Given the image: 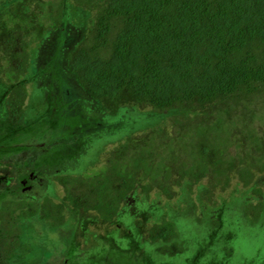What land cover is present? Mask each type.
<instances>
[{
  "label": "trees",
  "instance_id": "trees-1",
  "mask_svg": "<svg viewBox=\"0 0 264 264\" xmlns=\"http://www.w3.org/2000/svg\"><path fill=\"white\" fill-rule=\"evenodd\" d=\"M36 1L42 2L45 9H41L35 27L27 35H37V29L43 38L41 49L33 56L36 61L40 57L39 75L30 69L33 53L29 52V44L16 37L27 31L15 27L0 37L5 43L14 40L11 48L21 58L15 70L5 74L15 77L18 83L0 103L1 121L10 127L28 126L24 103L33 94L46 102V111L39 120L48 123L41 125L49 131L69 127L64 122V109L57 102L67 91L63 88L71 87L77 93V103L69 116L75 115L76 123L90 120L95 126H87L82 136L73 128V145L81 141L85 144L82 148L78 145L72 158L48 166L42 159L46 143L16 149L15 143H5L8 133L0 125V147L4 148L0 156L11 159L16 177L14 191L0 190V234L10 236V242L0 238V264H28L12 259L19 238L32 236L28 230H19L15 216L32 225L49 220L62 232L66 206L57 202L58 187L72 210L92 211L106 222L116 220L120 226H127L128 234L120 243L127 249L131 242L128 238L136 237V227L131 225L135 216L155 211L154 203L148 201L149 189L170 196L176 186L178 199L185 197L182 201L186 207L167 209L169 217L162 209L154 212L167 221L152 227L147 249L161 244L166 250V242L172 237L184 242L185 235L196 245L211 235L215 238L209 245L214 249L207 264H264V177L255 176L248 164L254 154H258V160L264 158L260 156L264 141L260 128L243 129L247 137L242 140L236 129L242 120L221 115L215 121L192 126L187 132L197 137L192 144L168 142V147L176 151L169 157L171 162L166 151L154 146V138L134 146L129 142L133 132L145 124L173 117L195 103L209 106L242 95L264 96V0ZM72 10L79 16L85 11L86 34L76 25L78 18L71 19ZM69 33L78 36V41L65 47L62 43ZM57 56L59 65L50 68L47 61ZM25 70L28 77L37 80L19 83L20 72ZM247 140L253 146L244 151ZM102 141L120 145L107 164L86 173L85 166L94 160L95 149ZM9 146L14 151L8 154L5 149ZM230 174L239 175L247 186L258 180L232 203L205 210L203 202L213 200L216 189L228 188ZM53 178L55 186L50 181ZM203 179H208V185L200 183ZM35 187L41 189L37 194ZM128 195L135 197L133 203L126 201ZM194 200L200 202V215ZM219 218L223 226L230 228L228 236L211 234ZM55 234L52 241L65 235ZM103 241L90 248L68 242L67 251L52 264H107L111 254H116L103 248ZM176 244L177 240L172 241L171 248ZM178 252L169 254L175 256Z\"/></svg>",
  "mask_w": 264,
  "mask_h": 264
},
{
  "label": "rangeland",
  "instance_id": "rangeland-1",
  "mask_svg": "<svg viewBox=\"0 0 264 264\" xmlns=\"http://www.w3.org/2000/svg\"><path fill=\"white\" fill-rule=\"evenodd\" d=\"M41 9H45V7H43V3L36 0H0V37H5L7 35V30L14 29L15 27H21L19 29L22 32L27 31L25 34L16 37H20L23 42L29 44V52L33 53V55L31 60L28 61L32 66H30V69L33 72L32 74L35 75L36 72L37 74L39 73L37 68H39L41 65L38 63L40 61V57L36 58L38 60L36 61L33 60V56L35 55V52L41 49L43 38L40 35L41 33H39L40 31L37 29V35L29 36L27 34L35 27V18L37 19L38 16L41 15ZM82 14L83 15L79 16L72 10L70 17H72L71 19L75 21H77L76 18H78L76 25H78L79 28H84L82 34H86L87 32L85 31V27H87V22L84 15V10H82ZM70 34L72 33L66 35L64 43H62V45L65 47L78 41V36L74 37L72 36L73 34ZM13 35L15 36V32ZM13 41L5 43L3 42V39L0 38V103L6 96L8 90H11V88L14 86L15 82L18 83L17 79H14L15 77L10 78L5 75L6 72L11 71L12 69L15 70L18 62L21 59L20 56H18L19 53H17L14 48H11L14 46ZM19 44L20 42L18 45ZM59 50V56L61 57L63 52L61 48L58 49V51ZM59 56H57V58L53 57L52 60L50 59L47 61V64L51 65L50 68L54 69L55 65H59ZM45 66L46 64L44 67ZM20 73L22 76L19 78V83L23 81L29 83V80H37V77H28L29 75L26 73V70ZM27 78L29 79L27 80ZM70 88L63 89L70 92ZM67 91H65L64 95L58 99L57 104L62 109H64V113L62 112L63 116H65L64 122L69 123V127L64 126L49 131L47 126L41 125L48 123L47 120H39V117L43 116L44 111H46L43 108L46 102L44 103L39 95L33 96V94H31L30 98H28L24 103V116L26 117L25 120L29 123L28 126H22L21 128L7 126V122L1 121L2 112L0 111V125L3 127V130H6L8 133L6 134L5 143L7 145L12 143V146L15 143L17 146L16 149L22 145L36 147L37 145L39 146L42 143H46V147H42V150L44 151L42 153V159L44 162L47 161L46 163L48 166L54 165L60 160L72 158L74 156V151L78 149V145L81 147L83 144H85V141H81L80 143L76 142L73 145V128H76L75 131L79 133V136H82L85 134L86 129L88 128L87 126L94 125V123L90 122V120L86 121L85 119V121L80 120L76 123L75 120L77 117L75 115L69 116L70 109L73 106H76L77 93L75 89L73 90V88L70 94H66ZM52 97L53 96L50 95V98ZM48 109H50L49 105ZM4 114H6V112H4ZM79 115H81V113ZM84 115L82 116L83 118L85 117ZM221 115H223V117L227 116V118L234 121L242 120L241 124L238 123L236 125V129L242 136V140L247 137L246 133H243V129L248 127L260 128L262 131L261 137L264 138V126L261 125L264 123V96L256 95L254 98H248L242 95L240 97L233 98L229 102L211 104L209 106H201L195 103L173 117H168L165 120H159L155 123L145 124L140 129H137L133 132L132 136L129 138V142L132 146H134L141 143H146L148 140L150 141V138H154V146H157L162 152L163 150L166 151L167 155L165 156H167L168 162H171L169 157L174 155L176 151L175 149L168 147V142L173 141V143L176 142L182 146L192 144L191 142L194 140L196 141L197 137H193V133L187 134L188 130L192 126L215 121ZM121 143H123V141ZM99 144L100 146L95 149V158L91 162L92 164L90 163V165L85 166L84 171L86 173L93 171L92 169H94V167L96 168L98 165L107 164L109 158L113 156L116 148L120 145L116 144V141H102ZM245 146L246 147H244V151H247L248 147L253 145L250 143L248 144L247 140L245 141ZM11 151H14V148H11L10 146L5 149V152L8 154ZM261 151L262 155L260 156L264 157V141ZM3 152L4 148L0 147V155ZM256 157H258V154L252 155L253 159H251L248 164L251 165V170L254 171L255 176L260 175L259 177L263 178L264 169H262L263 172L260 171L261 166L264 168V158L262 160H258ZM10 160L11 159H6L5 155H3L2 158L0 156V175L3 174L5 176L4 173L7 172L8 175L11 176L13 166H11ZM175 178L178 179L177 177ZM2 179L3 177L0 176V189L3 188L6 190V183H4ZM229 179L228 188L226 190H221V188L216 190L214 189L215 193L212 198L213 200H208L207 203L206 201L205 203L203 202L205 210L212 211L214 207L224 206L227 203H232L238 196H240L243 191L249 190V185L258 180L255 178L252 183H249L247 186V184H245L237 174H230ZM50 181L55 186L54 178ZM200 183L206 186L208 185V179H203ZM53 185L52 188L54 187ZM52 188L50 190H52ZM178 188V186L172 188V191H170V196L168 194L162 195L158 193L155 188L149 189L150 198L148 201L154 203L155 211H145L137 215V217L135 216L131 225L136 227L134 231L136 232V237L134 239L128 238V240L131 242L128 244L127 249H125L123 245H120V243L128 234L127 226H120L116 220L106 222L92 211H85L83 209H77L76 211L72 210L70 205H67V202L64 201L65 197L61 194V189L58 187L56 189V193L58 194L57 202H63L66 206L65 209H63L65 228H63L64 231L62 229V232H60L64 233L65 235L55 239V241H52L51 237H55V233L60 234L57 230L59 225L55 226L51 221L43 219L41 222H39V224L32 225V223L29 221L24 222L22 219H19V217L15 216L17 218L16 225L18 226L19 230H28L32 236L24 237L22 236L24 233L18 234L22 237L19 238L20 244L15 247V253L12 255L13 262H25L28 264H52L58 262L59 258H61L62 255L67 251L68 245L65 244L68 242H74L77 246L90 248L97 242L104 240L105 242L103 241V248H110V251L114 250L113 252L116 254L115 256H112L113 254H111V259L107 264H207V262H209L207 261V258L212 255L214 249V247H210L209 245L215 238L211 235L210 238L208 237V239L205 240V242H199L196 245L192 243V240L187 235H185V243L182 241L183 239L180 240L178 237H172V239L166 242V250L161 249L163 246H161V244L159 246L154 245V247L151 249L146 248V243L150 241L149 235L152 232V227L156 226L160 222L167 221L166 219L156 215L154 212H156V210L162 209V211H165V215L169 217L167 214V209L175 210L178 208L184 209L186 207L185 202L182 201V199H185V197L181 198V200L178 199ZM33 190L34 193L37 194L41 189L35 187ZM138 191L141 192V189L139 188ZM262 191L264 194V187ZM251 195L252 194H250V199ZM138 196L139 194L135 195V197ZM135 197L128 195L126 201L133 203ZM199 198L201 199V197ZM196 200H194L196 202L195 204H197L196 209L200 215V202ZM125 202L123 204H125ZM213 202L217 205H214ZM14 215H17V213H14ZM175 217L176 215L174 218ZM218 220V226L211 229V234L218 233L219 235L222 234L220 236H228L230 228H228V226H223L222 220L220 218ZM116 228L118 232L115 230ZM111 234H117V237H111ZM0 238H4L7 242H10V236L7 234H0ZM174 240H177V247L172 246L173 248H171V242ZM157 246L161 250L157 249ZM174 248H178V250H175ZM219 249L222 250V245L219 247ZM173 250L180 251V253L178 252L177 255L170 256L169 253ZM123 253L125 254L119 255ZM126 255H129L127 259ZM213 259L219 260L215 256Z\"/></svg>",
  "mask_w": 264,
  "mask_h": 264
},
{
  "label": "flooded vegetation",
  "instance_id": "flooded-vegetation-1",
  "mask_svg": "<svg viewBox=\"0 0 264 264\" xmlns=\"http://www.w3.org/2000/svg\"><path fill=\"white\" fill-rule=\"evenodd\" d=\"M4 174H5V176L3 174H1L0 176L3 177L2 180L4 183H6V185H5L6 190H4L3 188L0 190H2V191H14L15 190L14 188L16 187V177H14L13 174H11V176H9L7 172H5Z\"/></svg>",
  "mask_w": 264,
  "mask_h": 264
}]
</instances>
